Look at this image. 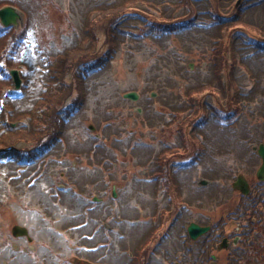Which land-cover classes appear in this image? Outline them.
Returning a JSON list of instances; mask_svg holds the SVG:
<instances>
[{
	"label": "rangeland",
	"instance_id": "374dc122",
	"mask_svg": "<svg viewBox=\"0 0 264 264\" xmlns=\"http://www.w3.org/2000/svg\"><path fill=\"white\" fill-rule=\"evenodd\" d=\"M4 1L8 5L17 7L22 13V22L19 27L0 31V34L5 32V36L3 34L1 37L6 38L7 44L11 46V40L14 37L21 40L27 39L26 42H30L33 46L37 43L36 40L41 37L42 45L44 42H51L46 43L47 48L50 49L48 51L61 53L60 56L65 58L67 55L73 54L65 52L72 51V48L76 46L74 36L77 33L83 34L82 36L86 38L84 33V28L87 26L86 18L81 14L87 12L88 4L91 3L88 0L87 2L86 0H49V3L38 0L35 2L37 6H35L36 4L31 5L32 7L30 6L28 11L26 7L30 5L31 0H22L21 5L18 4V0L15 2ZM38 2H40V6H38ZM257 2L262 3L260 6H254V4L259 5ZM149 3L148 6L143 4L138 6L143 7L150 14L149 18L158 23L171 24L174 15L170 14H176L178 11L179 13L176 15H179V22L196 20L197 22L203 21L207 26L204 25L201 28L203 31L197 26L196 31L200 33L199 36L190 35L194 38L184 39L179 37L177 43H175L176 41L172 43L171 39L163 41L151 36L146 40L130 43L131 48L129 49L133 51L124 48L115 53L114 59L107 65L106 71H97L95 77L87 79L90 83L82 87L84 91L76 90L77 81L72 76L75 72L77 73V64L86 62L88 66L89 62L93 61L94 54L98 52L94 59L104 57L109 49L104 28L105 22L98 19L101 17H98L92 25L97 37L94 39L95 47L90 51L91 56L75 57L69 66L65 65L61 73L58 72L59 74L53 70L51 74L44 72L40 75L35 72V68L28 65L32 63L33 46L24 52L21 49L9 51L10 53L1 59L0 112L1 115H4L3 120L8 127L7 131L17 133V139L20 140L16 141L13 138L11 142L2 143L0 148L15 149L20 152L18 158L24 159V161V156L32 154L45 143H48L47 148L50 150V154L55 156H57V152H66L67 146H75L73 152L79 156L73 158L71 155L70 160L66 163H59V168L53 174L54 181L50 178H39L38 180L36 179L37 173L30 172L31 168L24 171L17 162H9L11 159L6 157L1 158L0 251H3V254H0V264H71L70 261L75 255L69 248L70 245L75 246L78 243L80 233L78 236L77 232L71 241L64 238L65 235L66 237L71 235L69 232L63 230L60 233L57 232L59 223H63L59 218L64 219L63 215L66 211L65 209L59 210L56 205L53 207L54 204L51 202L52 197H69V191L56 189V182L61 184L69 182L72 177L68 172V167L71 165L74 168L80 165L83 167L81 171L84 174L81 175L79 182L85 186L89 195L87 198L94 199L95 196L101 195L99 190L105 182H109L111 185L118 184L120 188L126 187L124 190H127L121 192V196L128 200L125 208L121 206V203L124 202L122 199L120 203L113 202L106 209L102 208L103 211H100L107 221L112 216L116 217L111 219L113 223L117 218L119 219V215L126 217L124 212L132 215V221L137 220L132 229L126 227V223L116 224L120 234L125 235L126 233L124 240H118V261L120 263H125L124 259L129 257L126 253L131 252L137 258L135 264H139V262L140 264H194L196 257L194 252L191 256L184 253L187 247L190 248L191 242L186 228L191 222H196L200 218H203L205 223L218 224L215 232L212 233L214 239L211 235V238L206 242V235L200 238L204 240L205 244L214 246L208 256L220 255L219 257L224 258L227 250L239 244L241 239L239 233H248V231L241 232L242 227L248 228L254 233L257 222L255 218H250V215L256 212L260 213V209L264 212V204H262L264 203V178L257 177V170L261 164L253 151V148L256 147L253 145L260 142L249 143L247 139H254L255 135L257 136V129L260 130L259 132H264V123L258 121L260 115L256 110L247 115H244V111L250 110L248 102L251 101L258 102L259 108L264 109V60H253L247 57L241 40L244 43L248 40L258 43L264 39V0H186V2L179 0V3H170L169 0H149ZM210 5L214 10L224 13L229 11L230 13L231 9H234L240 14L239 20L234 21L232 28L230 27L228 32L226 30L219 35L221 38L230 39V43L233 45L223 43V46H218L213 44L212 40L216 36V29L210 24V13L204 14L202 11ZM163 7H168L170 10L166 12ZM24 10L29 12L31 17L27 13V18ZM201 14L204 16L198 17ZM211 14L214 13L211 12ZM135 23L141 25L138 20ZM26 25L29 26L25 28ZM33 25L38 31L33 29ZM0 29L4 28L0 25ZM201 34L206 37L205 41ZM54 44L63 48L60 49ZM172 47L178 49L179 56L184 61L180 60L179 67L175 64L159 65L154 60L153 54H173ZM3 52L0 50V55ZM11 55H14L11 58V63L14 64L9 65L7 57H11ZM28 58L30 59L28 60ZM15 63L24 65L21 68H16ZM190 64H193L192 69ZM11 70H17L22 80L18 90H15L14 85L5 86L6 83L3 81L13 80L9 75ZM155 77L158 78L155 79ZM52 88H54L53 91ZM57 89L67 93L65 101L60 106L61 111L72 102L81 103L83 108L81 107V114H77L79 119L75 114L71 123L61 124L60 130L65 132L56 137L62 136L65 140L55 144L51 140L49 142V139L55 133L57 126L54 125H58V118L53 123L54 118L52 117L53 113L58 111L53 107L52 99L50 100L47 96L45 98L44 95L47 90L55 94ZM234 89H238L248 97H244V99L234 97L231 100L230 97ZM4 90H8L7 94L3 92ZM130 91L148 97L152 92L157 95L150 99L149 106H146L142 99L137 103L121 100V95ZM177 91L179 100L186 99L182 103L183 106H178L179 109L187 111L185 121L188 123V127L184 128V133L187 134L183 139L179 138L178 130H176V128L182 127L183 122L180 121V116L174 118L173 114H168L170 110L178 109L170 106V103L175 102L168 104ZM4 95L16 103L13 105L10 102L13 107L11 112L8 107L11 105H6L7 102L4 104L6 100L3 98ZM189 101L194 105H189ZM35 106L37 108L34 111ZM190 107L192 110H189ZM66 108L74 109L75 107L69 105ZM138 108L139 110H137ZM216 108H223L225 111L231 112L235 110L241 116L243 123L233 125L235 134H240L238 138L226 139L225 134L231 133L227 130L214 131L207 125H200L194 129L190 125V122L199 119L198 112L201 110L207 114ZM53 109L54 111H52ZM155 111H163V115H157ZM72 112L68 117L73 114ZM27 113H31V117L36 121L25 117ZM169 122L171 124L168 126ZM248 122L249 129H247ZM250 123H254L255 127ZM90 126L94 128L93 132ZM0 131H4V127ZM152 131L157 132L153 133ZM92 136L95 139H92ZM160 136L164 137L171 145L163 146L159 141L157 142ZM139 140L142 141L139 142V146L142 143L146 145L145 142L147 144L154 142V147L149 150L139 149L133 144L134 141ZM79 141L83 142L82 145ZM124 142L130 143L131 148L123 150ZM88 152H90L89 156H87ZM54 166L56 167V163L51 165V167ZM186 166L188 168L183 170ZM27 172H30V181L28 180L29 176H26ZM108 173H111L109 177ZM11 175L17 179L13 180ZM238 175H243L251 181L250 183L248 181L250 191L247 200L240 197L241 193L232 190V183ZM155 177L158 180L150 182V179ZM200 179L207 180H205L206 184L201 188V192L199 191L201 189H197ZM29 185H31L30 188H28ZM170 189H172L171 195L169 194ZM232 193L233 197H231ZM180 196L178 209L184 206L188 210L187 214L179 217V220H175V211L173 214L170 213V209H167L168 212L164 211L162 214L163 223L158 225L153 218L160 213L157 209L163 205L164 209L177 208L174 201H171L173 197ZM212 201L215 207L211 205ZM93 205L95 203H89L86 207L77 203L73 208L77 211H84ZM222 205H227L230 209L220 210ZM245 207L248 209L246 210ZM253 207L255 209L251 211ZM46 209L52 212L49 213L50 219L47 218ZM235 211L244 213L245 218L243 219L247 221L241 220ZM240 222L242 224L238 227ZM64 224L66 223L64 222ZM14 225L25 227L29 231V236L32 239L31 245L34 248L31 253L33 256H37L35 260L30 255L31 253L27 254L28 241L26 238H21L16 242L10 236ZM168 229L173 230L174 234L166 235ZM261 233L264 235L263 230ZM113 235L116 238L119 237L116 231ZM225 237L228 238L229 246L223 249L220 245ZM13 241L22 244L24 254L18 253L21 256L16 257V253L10 249ZM7 242L9 243L8 247L4 248L3 246ZM156 245L159 247L156 251L162 252V255L152 258L149 250H152ZM237 251L243 253V245H240L234 253ZM245 251H249V249L245 248ZM51 252L55 256L48 260L47 255H50ZM139 256H142L140 260ZM259 256L261 257V255ZM87 257L95 258L92 255ZM243 257L245 256L240 258ZM146 258L149 260H145ZM91 262L96 263L94 259Z\"/></svg>",
	"mask_w": 264,
	"mask_h": 264
},
{
	"label": "trees",
	"instance_id": "16d2710c",
	"mask_svg": "<svg viewBox=\"0 0 264 264\" xmlns=\"http://www.w3.org/2000/svg\"><path fill=\"white\" fill-rule=\"evenodd\" d=\"M37 1L38 0H31L30 5L28 7H26V10L28 11L29 8H31L33 5L36 4L35 2H37ZM42 1L49 3V0L48 1L42 0ZM88 1L91 2L88 4V11L85 12L84 14H82V17L84 15V17L86 18L85 23H87L86 24L87 26L84 28V30H85L84 33L86 35V38H84L82 36L83 34L75 37L74 41L76 43V46H74L72 48L73 49L72 51L70 50L68 52H65L67 54H69V52H71L73 54L67 55L66 57L64 56L65 58H62L63 56H60L61 53L59 54L56 52H52V53L46 52L45 55L41 56L39 62L35 64L38 67V69L43 70V71L47 70L50 74L52 73L53 70H55V73H58V72L61 73L62 68L65 67V65L69 66L73 62L75 57L81 58L85 55L90 57L91 56L90 51L92 49H94L95 43H96V41H94V39H96V37H97L95 34V31H94V28H92V25H93V23L96 22V19L98 17H101L98 19L100 21L103 20L105 22L104 28H105V33L107 35V43L109 44V49L106 51L104 57L103 56L102 57H96L94 59V57L98 55L97 53L94 54L93 61L89 62L90 65H88V66H87L86 62L84 64H80V65L77 64V67H76L77 73L75 72L74 76H72V78H74L77 81V86L75 87L76 90L81 89L82 91H84L82 89V87H84L85 84L89 83V81H87V79H82V78L90 77V72L95 67L99 68L103 71L104 70L106 71L107 65L114 59L115 53L122 51V49H124V48H127L129 51H133L132 49H129V48H131L130 43H133V42L136 43L138 41H142V39L143 40L148 39V36L145 35V32L155 31V30L158 32L165 31L167 34L171 33V35L173 37H175L179 42V27H181V24H182V26L184 25L185 28L186 27L188 28V27L192 26L191 23L194 21V20L186 21L183 23L179 22V15H176L179 12L177 11L176 14H170L169 13L170 15H174V18L171 19V22H172L171 24L167 25L166 23H164V24L158 23V22H156V20L149 18L150 14L147 13V11L143 7L138 6L139 4H143V5L148 6L150 4L149 0H88ZM154 1H156V0H154ZM184 1L186 2V0H184ZM169 2L170 3H179V0H169ZM257 3H259V2H257ZM6 4H7V2H5L3 0L0 2V7H3ZM39 4H40V2H38V6H40ZM35 6H37V4ZM254 6H260V5L254 4ZM163 8L165 9L166 12H168L170 10L168 7H163ZM213 10L214 9L212 8L211 5L206 7L204 10H202V11H204V14H207V12L210 13V16H211V23L210 24L213 27H215V29H216V32H215L216 36L213 37L214 40H212L213 44H216L218 46H223V43L233 45V43H230V39L227 40V38H221V37H219V35L226 32V30L228 32V29L230 27L232 28V26H233L232 24L234 23V21L239 20L240 14L238 13V11L236 12V10H234V9H231L230 13H229V11L227 13L226 12L224 13V12H221L220 10H214V12H213ZM27 11H25V14L27 15V18H28L27 13H29V12H27ZM174 11H176V10H174ZM211 12L214 14H211ZM29 15L31 17L30 13H29ZM201 16H204V15H202V14L198 15V17H201ZM137 20L139 22H141V25L135 23V21H137ZM197 23L199 24L198 27L200 29L204 25L207 26V24H205L203 21L202 22L199 21ZM29 25H26V28ZM34 29H37V28L34 26ZM37 31H38V29H37ZM197 34L199 35L200 33H197ZM84 39H86V41H84ZM205 39H206V37H203L204 41H205ZM16 41H17V38L14 37L11 40V43H12V46H11L10 44H7L6 38H4V39L1 38L0 50H1V52L2 51H4V52L2 53V55H0V62H1V59L4 57V55L10 53L9 51H11V49H13V50L17 49L18 42H16ZM241 42H243V40H241ZM38 43L42 44V40H38ZM39 44H38V48L41 47ZM47 47H48V45L46 46V48H44L45 51L50 50ZM176 47L178 48V46H176ZM176 47H172L174 50V53L170 54V55L165 54V53L153 54L154 60L156 62H158V64L161 66H162V64L163 65H167V64L168 65H174L175 64L177 67H179V62L181 63L183 58L181 59V56H179V51ZM62 53H63V51H62ZM12 57H13V55H11V57H7L9 65L14 64V63H11ZM240 59H241V57H240ZM66 63H68V64H66ZM61 64H63V65H61ZM15 66H16V68L17 67L20 68L19 63H15ZM179 72H180V70H179ZM168 77L171 78V76H168ZM156 78H158V77H155V79ZM3 81L6 83L5 86H7V87H9V85H12L10 80L9 81L3 80ZM184 81H186V80H184ZM10 88H11V86H10ZM8 90H4L3 92L5 94H7L6 92ZM51 90L53 91L54 88H52ZM55 94H59V95L55 96ZM55 94H53L47 90L46 95H44V97L45 98L48 97V98H50V100L52 99L53 107H55L58 111V106L67 97V93L62 92L59 89H57ZM241 94H242V92L238 91V89H234L230 98H231V100H233L234 97H238L240 99H243L241 97L242 96ZM4 97L6 98V100L4 101V104H5V102H7L6 105L7 104L11 105V103H13V105H16V103L11 101L12 99H10L8 96L4 95ZM0 98H1V95H0ZM183 101H186V99L181 98L179 100V92L177 91L175 93V95L173 96L172 101H169L168 104L170 102H175V103H170V106L178 108V106L179 107L183 106V104H182V103H184ZM188 104L191 106L194 105V104H191L190 101L188 102ZM8 107H10L9 111L11 112L13 110L12 105L8 106ZM36 108H37V106H35V108L33 110L35 111ZM189 110H192V108L190 107ZM52 111H54V109ZM170 112L175 116H180L179 119L181 122H183L181 124L182 127L176 128V130H178V133L180 136L184 137V128L188 127V123L185 121V118H186L185 116L187 115V111H185V109H179L178 108L176 111H174V109H173V110H170ZM233 113H235V110L233 111ZM234 116H235V114H234ZM234 116L231 115L230 117H227V120L232 121L234 119ZM3 117H4L3 114L0 115V130H1V128L4 127V131H0V146H2V143L13 141V140H11L13 138L16 139V141L20 140V139H17L18 138L17 133L7 131L8 127L4 123L5 121L3 120ZM25 117L29 118L31 121L32 120L36 121V119L31 117V113H27L25 115ZM52 117H54L55 120H57V118L59 120L57 112L53 113ZM236 122H237V124H240L238 120ZM53 123H54V121H53ZM263 123H264V121H263ZM247 124H248V129H249V122ZM190 125H192V122H190ZM58 128H59V126L55 127V133L53 135H51L50 137L54 138V136L57 135L56 130ZM193 128L194 129L197 128L195 124L193 125ZM17 129H19V128H17ZM260 136L261 137H257L255 135L254 139L248 138L247 141H249V143H253L255 141H258V142L262 141L264 139V132H263V136L262 135H260ZM233 138L236 139V138H238V136L234 135ZM0 150H4V149L0 148ZM32 168L37 169V175H39V178L43 177L45 174H48V170L46 167H43V164H41L40 167H32ZM242 198L246 199L247 197H242ZM262 204H264V203H262ZM255 207H253L251 209V211H253L255 209ZM222 209L227 211L230 208H228L227 205H224L222 207ZM245 209L247 210L248 207H245ZM259 211H260V213L256 212V213H253L252 215H250V218H255V220L257 222V224L255 225L254 233H252V231H250L248 228L242 227L243 228L242 231L243 232L248 231V233L240 234L241 239H240V242L238 244L239 246L229 249L225 253L224 258H221V257H219L220 255H217L215 258V261H217V262H215V264H264V256H263L264 255V235H262V233H261V230L264 231V212L261 211V209ZM235 213H237V216H239V218H241V220H244L243 219V218H245L244 213H239L237 211H235ZM244 221H247V220H244ZM248 222H249V220H248ZM250 225H251V223H250ZM240 245H243V253H239L238 251L234 253V251L236 249L238 250ZM245 248H248L249 251H245ZM249 253H256V254H249ZM247 254H249V255H247ZM243 255L245 257L240 258ZM259 255H261V257ZM219 259H221V262L218 261Z\"/></svg>",
	"mask_w": 264,
	"mask_h": 264
},
{
	"label": "flooded vegetation",
	"instance_id": "af4514ba",
	"mask_svg": "<svg viewBox=\"0 0 264 264\" xmlns=\"http://www.w3.org/2000/svg\"><path fill=\"white\" fill-rule=\"evenodd\" d=\"M87 199V197H66L63 199H66V206L73 207L77 201V199ZM111 197H97L96 200L89 199L90 202L95 201V205L87 208L84 211H78L73 214V217H75V220L81 223L79 225L80 229L76 231L73 235H70L69 237L64 236L67 240H73V236L77 234L78 236L80 233V238L78 239V243L73 246L70 245V250L74 257H72L70 263L71 264H93L91 261L93 259L95 260V264H135L137 262V258H125L124 262H119V251L117 249L118 245V238L113 235L116 229V224H118L119 219H116V222H112V218H116L112 216V218L107 221L105 220L103 213L100 211H103L102 208L106 209L109 204H107L108 199ZM118 197H115L114 199H117ZM126 197H119L117 201H113L114 203H120L122 199H124V202L121 203V206L125 208L126 203L128 200L125 199ZM116 203V204H117ZM74 204V205H73ZM88 204H85L87 207ZM77 206V205H76ZM69 211V210H67ZM102 213V215H101ZM119 217V216H118ZM125 219V218H124ZM106 228V229H105ZM129 229H132V226H129ZM90 238V239H88ZM126 238V233H125ZM21 244L17 245L14 249L12 246V251L16 253V255L19 253V246ZM22 248V246L20 247ZM33 246L31 243L28 242L27 246V254H30ZM54 249V248H53ZM3 250V249H2ZM69 252V251H68ZM0 254H3V251H0ZM131 256V252L128 253ZM31 256L32 253L30 254ZM88 255H92V257H87ZM54 253H50V255H47V259L51 260L52 257H54ZM34 260L37 256H33ZM112 258H114L112 260Z\"/></svg>",
	"mask_w": 264,
	"mask_h": 264
},
{
	"label": "water",
	"instance_id": "95a60500",
	"mask_svg": "<svg viewBox=\"0 0 264 264\" xmlns=\"http://www.w3.org/2000/svg\"><path fill=\"white\" fill-rule=\"evenodd\" d=\"M0 22L5 27H8V26L18 27L19 24H21V22H22V15L15 8L5 7V8L0 10ZM11 74L14 77L16 87H18L19 86L18 85L19 79H18L17 72L12 71ZM124 97L131 99V100L137 99V95L135 93L126 94ZM253 150H257V153L262 160V164L257 171V177L259 179H263L264 178V145L261 144L259 146V148L254 147ZM233 187L235 189H238L239 191H241V193H243V194H248V192H249V190H248L249 187H248L247 181L242 176L237 178L236 182L233 184ZM207 231H208V228H201L195 224H191L188 227V233L192 239H196L198 236L206 233ZM13 233H14V235H22L23 233H25V231L20 229V228L15 227L13 229ZM225 242L226 241L224 240L223 243H225Z\"/></svg>",
	"mask_w": 264,
	"mask_h": 264
},
{
	"label": "bare ground",
	"instance_id": "6f19581e",
	"mask_svg": "<svg viewBox=\"0 0 264 264\" xmlns=\"http://www.w3.org/2000/svg\"><path fill=\"white\" fill-rule=\"evenodd\" d=\"M218 261H220V262H221V259H219ZM215 262H217V261H215Z\"/></svg>",
	"mask_w": 264,
	"mask_h": 264
}]
</instances>
